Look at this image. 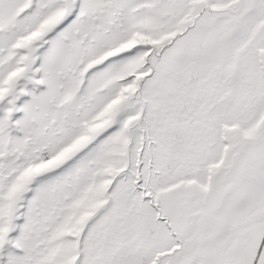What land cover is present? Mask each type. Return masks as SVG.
Returning <instances> with one entry per match:
<instances>
[{
    "label": "snow or ice",
    "instance_id": "1",
    "mask_svg": "<svg viewBox=\"0 0 264 264\" xmlns=\"http://www.w3.org/2000/svg\"><path fill=\"white\" fill-rule=\"evenodd\" d=\"M0 264H264V0H0Z\"/></svg>",
    "mask_w": 264,
    "mask_h": 264
}]
</instances>
